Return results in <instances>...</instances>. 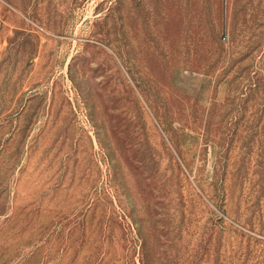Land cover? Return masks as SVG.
I'll return each mask as SVG.
<instances>
[{
  "label": "rangeland",
  "instance_id": "obj_1",
  "mask_svg": "<svg viewBox=\"0 0 264 264\" xmlns=\"http://www.w3.org/2000/svg\"><path fill=\"white\" fill-rule=\"evenodd\" d=\"M0 264H264V0H0Z\"/></svg>",
  "mask_w": 264,
  "mask_h": 264
}]
</instances>
